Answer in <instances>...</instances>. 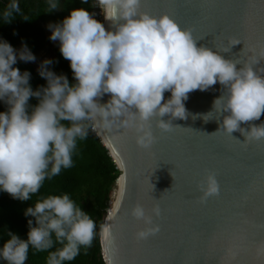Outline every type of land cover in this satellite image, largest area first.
Segmentation results:
<instances>
[{
  "label": "clouds",
  "instance_id": "9594fccd",
  "mask_svg": "<svg viewBox=\"0 0 264 264\" xmlns=\"http://www.w3.org/2000/svg\"><path fill=\"white\" fill-rule=\"evenodd\" d=\"M141 3L96 0L95 6L110 22V29L83 8L72 10L62 23L49 25L50 39L60 41V51L70 61L76 80L73 85L67 76L47 70L52 61L46 60L40 75L47 80V87L33 91L31 74H21L13 67L16 50L8 42H0V100L9 106L0 113V190L15 199L29 200L46 178L72 167L77 139H85L90 128L135 129L137 145L150 149L157 140L152 119L159 118L156 127L162 132H171L178 126L173 120L187 119L184 101L189 93L207 90L217 82L227 92L226 100L222 96L215 101V106L223 101L221 114L229 113L221 125L224 131L230 135L241 132L245 142L264 139V124H253L250 131L241 127L242 122L259 120L264 114V75L259 74L264 68L258 73L253 64L246 63L238 69V62L225 59L220 51L197 46L191 30L181 28L169 15L140 12ZM11 7L19 10L16 4ZM49 7L50 12L60 8L55 0H49ZM19 59L27 62L35 57L25 46ZM169 91L171 98L164 102ZM105 94L111 98L101 104L99 98ZM31 97L39 103L29 111ZM198 187L202 204L220 195L215 172L209 171ZM151 212L161 216L158 204ZM130 214L145 224L136 233L137 241L159 233L160 225L154 224L153 215L140 203ZM25 215L35 217V226L30 219L27 240L8 233L10 239L0 249L7 264H25L30 246L37 251L51 249L53 234L62 247L49 254L47 264L72 261L82 246L92 245L96 223L68 194L49 196L29 207ZM102 227L108 236L109 228Z\"/></svg>",
  "mask_w": 264,
  "mask_h": 264
},
{
  "label": "water",
  "instance_id": "95a60500",
  "mask_svg": "<svg viewBox=\"0 0 264 264\" xmlns=\"http://www.w3.org/2000/svg\"><path fill=\"white\" fill-rule=\"evenodd\" d=\"M139 11L169 15L191 30L197 46L220 51L238 69L246 63L258 73L264 68V0H142ZM105 27L110 29L107 20ZM222 96L226 100L227 92L219 82L190 92L187 119L173 120L178 126L171 132L157 128L154 117L157 140L147 150L137 145L135 129H106L123 164L115 182L121 175L123 197L114 212L126 231L122 264H264V139L245 142L241 132L224 131L229 113L221 114L223 101L215 106ZM110 98L105 94L99 102ZM170 98L165 92L164 102ZM253 124H264V114L241 127L250 131ZM95 134L120 170L114 152ZM209 171L216 173L220 195L202 204L198 185ZM137 203L160 225L158 234L143 241L136 233L145 224L130 214ZM157 204L158 218L151 212ZM109 217L107 209L98 229L104 264L100 233Z\"/></svg>",
  "mask_w": 264,
  "mask_h": 264
},
{
  "label": "trees",
  "instance_id": "16d2710c",
  "mask_svg": "<svg viewBox=\"0 0 264 264\" xmlns=\"http://www.w3.org/2000/svg\"><path fill=\"white\" fill-rule=\"evenodd\" d=\"M55 2L60 8L50 12L49 0H0V42H8L16 51L26 46L34 55L44 50L51 51L46 59L39 62L37 68L30 62L20 59H17V63L13 65L14 68L20 69L21 74L26 71L31 74L29 84L33 91L47 87V80L40 75L41 66L46 60L52 61L46 66L47 70L56 75L67 76L70 85L76 83L70 61L65 59L60 51V41L56 46L51 47L46 26L62 23L74 9L83 8L92 14L94 0H88L87 3L82 0H55ZM13 4L18 5V11L11 7ZM5 13L11 14L6 16ZM49 30L52 32L51 28ZM28 103L31 111V107L38 105L39 100L31 97ZM8 107L3 100H0V113L8 111ZM62 123L66 126L70 125L68 121ZM72 160V167L62 168L58 175L50 179L46 178L40 190L30 194V199L27 201L15 199L9 193L0 190V249L10 239L9 232L27 240L28 221L31 219L35 226V217L25 215L29 207H34L35 203L49 196L68 194L76 206L95 221L96 229L92 245L87 248L82 246L74 260L65 261L63 264H103L98 229L106 214L119 170L91 128L85 139H77ZM52 238L54 245L51 249L37 251L30 246L25 264H47L49 254L62 247L55 241L54 234ZM0 264L7 262L0 257Z\"/></svg>",
  "mask_w": 264,
  "mask_h": 264
},
{
  "label": "bare ground",
  "instance_id": "6f19581e",
  "mask_svg": "<svg viewBox=\"0 0 264 264\" xmlns=\"http://www.w3.org/2000/svg\"><path fill=\"white\" fill-rule=\"evenodd\" d=\"M105 20V18H104ZM95 133L103 140V143L108 147V149L113 153V157L116 160L117 165L120 168V173L122 172L121 168L123 167L121 156L118 152H115L114 148L110 147L108 136L106 134V129L102 127L93 128ZM111 148V149H110ZM122 176L120 175L118 184H114L111 196L108 201V210H109V219L103 226H107L110 230L109 235L106 236L103 231H101L102 246H103V255L106 261V264H122L123 255L127 245V239L125 238L126 231L123 230V221L117 218L114 213L118 207L119 202L123 197V190L121 183ZM112 220V221H111Z\"/></svg>",
  "mask_w": 264,
  "mask_h": 264
},
{
  "label": "rangeland",
  "instance_id": "374dc122",
  "mask_svg": "<svg viewBox=\"0 0 264 264\" xmlns=\"http://www.w3.org/2000/svg\"><path fill=\"white\" fill-rule=\"evenodd\" d=\"M95 5H96V0H94V2H93V7H92V9H93L92 11L93 12H91V13H94L95 14L94 15L95 18L105 25V20H104V15L102 14V10L98 6H95ZM46 29L47 30L50 29L49 25L46 26ZM51 41H52L53 46H56L58 44L59 40H56V41L51 40ZM21 50H23V49L20 48L18 51H16L17 59H19V53H20ZM49 54H51V51H46V52H43V53L41 52V53H37L35 55L33 54L34 57H35V60L34 61H28V62H30L35 68H37V65L39 64V62L41 60L46 59L49 56Z\"/></svg>",
  "mask_w": 264,
  "mask_h": 264
},
{
  "label": "flooded vegetation",
  "instance_id": "af4514ba",
  "mask_svg": "<svg viewBox=\"0 0 264 264\" xmlns=\"http://www.w3.org/2000/svg\"><path fill=\"white\" fill-rule=\"evenodd\" d=\"M48 33H49V37H51V34H52V32L50 31V30H48ZM53 46V44H52V41H51V47ZM43 52H46V50H44V51H42V53Z\"/></svg>",
  "mask_w": 264,
  "mask_h": 264
}]
</instances>
